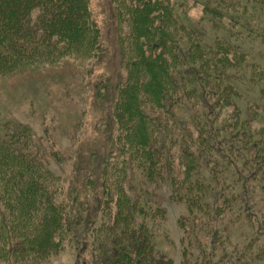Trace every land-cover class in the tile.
<instances>
[{
	"label": "trees",
	"instance_id": "trees-1",
	"mask_svg": "<svg viewBox=\"0 0 264 264\" xmlns=\"http://www.w3.org/2000/svg\"><path fill=\"white\" fill-rule=\"evenodd\" d=\"M117 1L129 29L124 38L134 47L126 50L130 78L114 100L112 117L119 119V147L107 158L102 156L108 197L98 207L104 209V217H109L112 202L117 210L114 224L109 220L100 226L96 260L100 264H173L155 242L164 210L149 190L168 174L171 197L185 207L178 219L183 233L181 252L186 257L181 264H223L227 257L233 264H264V241L254 245L248 242L251 237L230 244L227 224L241 209L244 193L252 189L250 180L236 182V174L244 175L236 164L244 169L242 165L248 163L241 148L249 146L255 163L264 157V136L254 139L263 131L255 132L247 121L241 122L233 106L240 90L233 80L245 77L244 69L250 81L252 70L258 69L250 61L252 53L240 51L236 37L243 33L247 40L260 38L264 47V0H208L210 6L201 4L202 15L196 21L186 16L188 0ZM34 8L40 9L35 19L31 17ZM84 11L82 0H0V74L24 65L25 60H58L66 54L58 45L64 41L70 43L65 52L74 47L88 54L94 47L88 38L94 32H89ZM73 13L82 25L77 36L69 35L77 32L76 27L70 28ZM238 21L240 32L235 29ZM34 22L38 23L33 28ZM53 34L61 41L53 40ZM61 34L69 36L64 39ZM151 73L158 76L150 77ZM256 85L257 94H263L264 74ZM39 143L26 127L0 138L3 259L9 255L24 259L40 252V256L47 255L71 230L66 227V204L59 200L58 188L53 190L44 177L50 176L47 170L32 157ZM118 159L123 178L112 184L108 170L114 169ZM176 167L179 172L173 175ZM132 176L138 183L133 184ZM242 213L243 218L253 220L250 213ZM261 219L258 228L264 231V214Z\"/></svg>",
	"mask_w": 264,
	"mask_h": 264
},
{
	"label": "rangeland",
	"instance_id": "rangeland-1",
	"mask_svg": "<svg viewBox=\"0 0 264 264\" xmlns=\"http://www.w3.org/2000/svg\"><path fill=\"white\" fill-rule=\"evenodd\" d=\"M188 1L187 9L185 8L186 16L194 21L199 20L202 15L201 4L207 2L206 5L210 6L212 2ZM240 1L246 3L245 0ZM82 3L85 10L83 15L89 19L87 26L89 32L90 34L94 32V37L90 38L89 35L88 38V42L94 45L88 54H81L82 49L74 47L65 52L63 49L70 43L64 41L58 45L62 48L60 52L66 54L58 60L50 62L35 60L32 63L25 60L24 65L15 67L6 74H0V138H6L8 133L18 127H26L39 140L40 143L36 144L32 157L36 162L39 160L43 169L47 170L50 176L44 177L51 181L53 190L58 188V198L66 204V227L71 230L64 235L59 246H52L49 249L47 255L40 256L39 254H42L40 252L24 259L9 255L7 259L0 258V264H100L96 260L98 231L100 226L105 227L104 223H108L109 220H112L113 224L115 222L117 209L113 207V202L109 207V217H104V209L98 207L108 197L103 186L102 160L108 157L111 150H116V145L119 147L116 142L119 135L116 129L119 119L114 120V115L112 117L114 100L117 90L130 78L131 71L127 60L129 56L126 50L133 49L134 46L129 47L130 44L126 41L128 37L124 38L126 33L129 34V29L128 24L122 20L119 1L82 0ZM59 4L58 2L57 5ZM39 10L33 9L31 15L33 19ZM62 14L66 16L68 13L61 12ZM59 15L58 12L56 17ZM73 15L74 13L69 15L73 22L70 28L76 27L77 32L69 35L77 36L82 25L80 20L79 23L77 21L79 16L75 19ZM183 22L188 26L187 19H183ZM37 23L34 22L32 27L34 28ZM239 23L240 21L235 27L238 32L242 30ZM39 26L35 30L38 31ZM224 31L222 34L225 35ZM65 32L64 30L63 33ZM38 34L41 32L38 31ZM52 36L53 40L61 41L57 34ZM62 36L64 39L68 38L67 35ZM245 37L247 36L243 33L237 35L236 45L240 47V51L253 54L249 58L253 65H258V69L254 67L250 81L246 78L248 70L244 69L242 73L245 77L238 81L233 80L236 88L240 86L233 106L241 122L247 121L255 132L263 131V134L258 133L254 138L259 140L264 136V93L257 94L255 89L256 82L264 74V47L260 45V38L248 37L247 40ZM32 41L26 40V43L31 44ZM27 54H31V51H27ZM245 64L243 62L242 68H246ZM151 70L150 72H153ZM153 76L158 75L151 73L150 77ZM198 95L200 93L196 94ZM245 113L246 117L243 116ZM239 146L236 144L237 148ZM248 150L249 146L241 148V154L247 158L245 161L248 163L242 165L245 166L244 169H240V165L236 164L240 173L244 174L243 176L236 174V182L250 180L248 184L252 189L244 193L246 196L244 202L239 199L241 209L236 212V218L227 223L230 244L233 240L244 243L251 237L253 238L248 242H253L254 245L264 241V231L258 228L264 214V189L260 190L261 186H264V157L255 163ZM121 160H124V157ZM121 160H114V169L108 170L109 176L114 179L112 184L122 181ZM178 172L179 169L176 167L173 175ZM132 182L136 184L138 180L132 176ZM171 187V180L166 174L159 179L156 187L150 185L149 188L155 192L156 200L164 210V221L157 230L155 242L160 252L170 258L173 264H181V259L186 260V257L182 256L181 252L180 238L183 233L178 219L185 213V207L171 197ZM134 193L133 190L132 194ZM114 199L115 194L113 201ZM2 208L0 201V210ZM240 211L242 214L250 213L253 220L240 216ZM253 221L257 223L255 224L257 230L251 226ZM223 264L233 262L227 257Z\"/></svg>",
	"mask_w": 264,
	"mask_h": 264
}]
</instances>
